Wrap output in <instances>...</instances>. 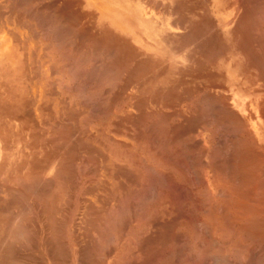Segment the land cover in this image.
Returning a JSON list of instances; mask_svg holds the SVG:
<instances>
[{
  "label": "rangeland",
  "instance_id": "obj_1",
  "mask_svg": "<svg viewBox=\"0 0 264 264\" xmlns=\"http://www.w3.org/2000/svg\"><path fill=\"white\" fill-rule=\"evenodd\" d=\"M221 9L240 10L224 60L160 74L124 64L138 58H123L115 34L114 53L64 67V96L50 99L49 115L14 124L0 169V264H264V0H225Z\"/></svg>",
  "mask_w": 264,
  "mask_h": 264
},
{
  "label": "crops",
  "instance_id": "obj_2",
  "mask_svg": "<svg viewBox=\"0 0 264 264\" xmlns=\"http://www.w3.org/2000/svg\"><path fill=\"white\" fill-rule=\"evenodd\" d=\"M224 1L29 0L28 4L27 0H0V169L1 162L9 159L14 124L24 126L31 120L28 115H49L50 99L64 96L60 93L64 67L94 64L89 60L112 50L115 34L121 49L126 50L123 56L138 58L126 64L160 67V74L166 72L163 67L210 65L211 59L224 60L226 40L236 47V19L240 23V10L237 16L236 10L230 11L227 17L221 9Z\"/></svg>",
  "mask_w": 264,
  "mask_h": 264
},
{
  "label": "bare ground",
  "instance_id": "obj_3",
  "mask_svg": "<svg viewBox=\"0 0 264 264\" xmlns=\"http://www.w3.org/2000/svg\"><path fill=\"white\" fill-rule=\"evenodd\" d=\"M20 1H21V0H20ZM24 1H25V0H24ZM28 1H29V0H27V2H28ZM12 2H13V1H12ZM12 2H11V3H12ZM64 2H65V1H64ZM188 2H189V1H188ZM13 3H14V2H13ZM51 3H52V2H51ZM28 4H29V2H28ZM28 4H27V5H28ZM47 4H48V3H47ZM16 5H17V4H16ZM67 5H68V4H67ZM1 6H3V5H1ZM21 6H22V3H21ZM155 6H156V5H155ZM196 6H197V5H196ZM15 7H16V6H15ZM45 7H46V6H45ZM16 8H17V7H16ZM38 8H39V7H38ZM54 8H55V7H54ZM57 8H58V7H57ZM206 8H207V7H206ZM252 8H254V7H252ZM27 9H28V8H27ZM30 9H31V8H30ZM44 9H45V8H44ZM191 9H192V8H191ZM207 9H208V8H207ZM24 10H25V9H24ZM33 10H34V9H33ZM40 10H41V9H39V11H40ZM46 10H47V9H46ZM251 10H252V9H251ZM12 11H13V10H12ZM27 11H28V10H27ZM27 11H26V12H27ZM50 11H53V10H50ZM75 11H76V10H75ZM23 12H24V11H23ZM32 12H33V11H32ZM55 12H56V11H55ZM206 12H207V11H206ZM18 13H19V12H18ZM52 13H53V12H52ZM73 13H74V12H73ZM27 14H28V13H27ZM33 14H34V13H33ZM75 14H76V13H75ZM244 14H245V13H244ZM252 14H253V13H252ZM56 15H57V14H56ZM56 15H55V16H56ZM2 16H3V15H2ZM27 16H28V15H27ZM27 16H26V17H27ZM30 16H31V15H30ZM256 16H257V15H256ZM40 17H41V16H40ZM51 17H52V16H51ZM58 17H60V16H58ZM79 17H80V16H79ZM31 18H32V17H31ZM56 18H57V17H56ZM209 18H210V17H209ZM255 18H256V17H255ZM263 18H264V17H263ZM41 19H42V18H41ZM46 19H47V18H46ZM60 19H61V18H60ZM60 19H59V20H60ZM244 19H245V18H244ZM39 20H40V19H39ZM39 20H38V21H39ZM50 20H51V19H50ZM50 20H49V21H50ZM62 20H63V19H62ZM246 20H247V19H246ZM45 21H46V20H45ZM64 21H65V20H64ZM68 21H69V20H68ZM243 21H244V20H243ZM71 22H72V21H71ZM257 22H261V21H257ZM48 23H49V22H48ZM48 23H47V24H48ZM253 23H254V22H253ZM261 23H262V22H261ZM50 24H51V23H50ZM54 24H55V23H54ZM54 24H53V25H54ZM64 24H65V23H64ZM74 24H75V23H74ZM77 24H78V23H77ZM235 24H236V23H235ZM250 24H251V23H250ZM254 24H255V23H254ZM38 25H39V24H38ZM205 25H206V24H205ZM207 25H208V24H207ZM62 26H63V24H62ZM64 26H65V25H64ZM66 26H67V25H66ZM66 26H65V27H66ZM70 26H71V25H70ZM80 26H81V25H80ZM44 27H45V26H44ZM56 27H57V25H56ZM56 27H55V28H56ZM29 28H30V27H29ZM42 28H43V27H42ZM48 28H50V27H48ZM73 28H74V27H73ZM211 28H212V27H210V29H211ZM69 29H70V28H69ZM75 29H76V28H75ZM78 29H79V28H78ZM34 30H35V29H34ZM49 30H50V29H49ZM59 30H60V29H59ZM212 30H213V29H212ZM54 31H55V30H54ZM71 31H72V30H71ZM76 31H77V30H76ZM35 32H36V31H35ZM66 32H68V31H66ZM74 32H75V31H74ZM214 33H215V32H214ZM80 34H81V33H80ZM187 34H188V33H187ZM254 34H255V33H254ZM36 35H37V34H36ZM42 35H43V34H42ZM49 35H50V34H49ZM53 35H54V33H53ZM198 35H199V34H198ZM37 36H38V35H37ZM60 36L63 37V35H60ZM75 36H77V35H75ZM34 37H36V36H34ZM92 37H93V36H92ZM183 37H184V36H183ZM214 38H215V37H214ZM57 39H58V37H57ZM98 39H99V38H98ZM187 39H188V38H187ZM187 39H186V40H187ZM70 40H71V39H70ZM84 40H86V39H84ZM109 40H110V39H109ZM111 40H113V39H111ZM57 41H58V40H57ZM61 41H62V40H61ZM61 41H60V42H61ZM63 41H64V39H63ZM60 42H59V43H60ZM85 42H86V41H85ZM87 42H88V41H87ZM189 42H190V41H189ZM214 42H215V41H214ZM251 42H252V41H251ZM260 42H262V41H260ZM79 43H80V42H79ZM257 43H258V42H257ZM48 44H49V43H48ZM60 44H61V43H60ZM67 44H68V43H67ZM73 44H74V43H73ZM86 44H87V43H86ZM53 45H54V44H53ZM58 45H59V44H58ZM69 45H70V44H69ZM83 45H84V44H83ZM212 45H213V44H212ZM214 45H215V44H214ZM217 45H218V44H217ZM65 46H66V45H65ZM110 46H111V45H110ZM117 46H118V45H117ZM244 46H245V44H244ZM73 47H74V46H73ZM107 47H108V46H107ZM178 47H179V46H178ZM180 47H181V46H180ZM97 48H98V47H97ZM113 48H114V46H113ZM113 48H112V49H113ZM176 48H177V46H176ZM217 48H218V47H217ZM226 48H227V47H226ZM45 49H47V48H45ZM79 49H80V47H79ZM100 49H101V48H100ZM114 49H116V48H114ZM181 49H183V47H182ZM64 50H65V49H64ZM64 50H63V51H64ZM80 50H81V49H80ZM95 50H96V49H95ZM105 50H106V49H105ZM105 50H104V51H105ZM116 50H118V47H117ZM178 50L180 51V49H178ZM178 50H177V51H178ZM205 50H206V49H205ZM108 51H109V50H108ZM108 51H107V52H108ZM110 51H111V50H110ZM121 51H122V49H121ZM125 51H126V50H125ZM66 52H67V51H66ZM79 52H80V51H79ZM101 52H102V51H101ZM107 52H106V53H107ZM114 52H115V50H114ZM114 52L111 51V53H114ZM117 52H119V51H117ZM117 52H116V53H117ZM93 53H94V52H93ZM99 53H100V52H99ZM123 53H125V52L123 51ZM65 54H66V53H65ZM71 54H72V53H71ZM73 54H74V53H73ZM76 54H77V53H76ZM109 54H110V52H109ZM252 54H253V53H252ZM259 54H260V53H259ZM66 55H67V54H66ZM86 55H88V54H86ZM106 55H107V54H106ZM123 55H124V54H123ZM206 55H207V54H206ZM206 55H205V56H206ZM62 56H63V55H62ZM76 56H77V55H76ZM81 56H82V55H81ZM97 56H98V55H97ZM109 56H110V55H109ZM115 56H116V54H115ZM126 56H127V55H126ZM207 56H208V55H207ZM92 57H93V56H92ZM121 57H122V56H121ZM261 57H262V56H261ZM61 58H62V57H61ZM96 58H97V57H96ZM99 58H100V56H99ZM123 58H124V56H123ZM252 58H253V57H252ZM66 59H67V58H66ZM72 59H73V58H72ZM107 59H108V58H107ZM121 59H122V58H121ZM125 59H126V58H125ZM57 60H58V59H57ZM61 60H62V59H61ZM80 60H81V59H80ZM92 60H93V59H92ZM99 60H101V59H99ZM117 60H118V59H117ZM131 61H132V60H131ZM256 61H257V59H256ZM57 62H58V61H57ZM73 62H74V61H73ZM99 62H100V61H99ZM103 62H104V60H103ZM109 62H110V61H109ZM115 62H116V61H115ZM118 62H119V60H118ZM121 62H122V61H121ZM125 62H126V61H125ZM212 62H213V61H212ZM250 62H251V61H250ZM107 63H108V62H107ZM128 63H129V62H128ZM256 63H257V62H256ZM72 64H73V63H72ZM72 64H71V66H69V67H72ZM80 64H82V63H80ZM113 64H114V63H113ZM124 64H126V63H124ZM141 64H142V63H141ZM166 64H167V63H166ZM257 64H258V63H257ZM75 65H76V64H75ZM100 65H101V64H100ZM115 65H116V64H115ZM262 65H264V64H262ZM77 66H78V65H77ZM94 66H95V65H94ZM104 66H105V65H104ZM108 66H109V65H108ZM111 66H112V65H111ZM124 66H125V65H124ZM138 66H139V65H138ZM62 67H63V66H62ZM69 67H68V68H69ZM105 67H106V66H105ZM98 68H100V67H98ZM109 68H110V67H109ZM115 68H117V67H115ZM200 68H202V67H200ZM50 69H51V68H50ZM69 69H70V68H69ZM72 69H73V68H72ZM76 69H78V68H76ZM112 69H114V68H112ZM112 69H111V70H112ZM134 69H135V68H134ZM261 69H262V68H261ZM88 70H90V69H88ZM137 70H138V69H137ZM139 70H140V69H139ZM263 70H264V69H263ZM37 71H38V70H37ZM56 71H57V69H56ZM72 71H73V70H72ZM134 71H135V70H134ZM141 71H142V70H141ZM197 71H198V70H197ZM199 71H200V70H199ZM99 72H100V71H99ZM114 72H115V71H114ZM119 72H121V71H119ZM127 72H128V71H127ZM129 72H130V71H129ZM200 72H201V71H200ZM53 73H54V72H53ZM58 73H59V72H58ZM84 73H85V72H84ZM95 73H96V72H95ZM117 73H118V72H117ZM141 73H142V72H141ZM261 73H262V72H261ZM71 74H74V73H71ZM139 74H140V73H139ZM211 74H212V73H211ZM80 75H81V74H80ZM122 75H123V74H122ZM127 75H128V74H127ZM142 75H143V74H142ZM110 76H111V75H110ZM119 76H120V74H119ZM213 76H214V75H213ZM73 77H74V76H73ZM103 77H104V76H103ZM107 77H108V76H107ZM116 77H117V75L115 76V78H116ZM75 78H76V77H75ZM112 78H113V77H112ZM120 78H122V77H120ZM130 78H131V77H130ZM135 78H136V77H135ZM76 79H77V78H76ZM117 79H118V78H117ZM123 79H124V78H123ZM128 79H129V78H128ZM154 79H155V78H154ZM89 80H90V79H89ZM102 80H103V79H102ZM104 80H105V79H104ZM114 80H115V79H114ZM130 80H132V79H130ZM124 81H125V80H124ZM137 81H138V80H137ZM152 81H154V80L152 79ZM61 82H62V81H61ZM132 82H134V81H132ZM108 83H109V80H108ZM118 83H119V82H118ZM111 84H112V83H111ZM101 85H103V84H101ZM112 85H113V84H112ZM127 85H128V84H127ZM175 85H177V84H175ZM76 86H77V85H76ZM91 86H93V85H91ZM96 86H97V85H96ZM99 86H100V84H99ZM99 86H98V87H99ZM195 86H196V85H195ZM66 87H67V86H66ZM68 87H69V86H68ZM98 87H97V88H98ZM199 88H200V87H199ZM81 89H82V88H81ZM197 89H198V88H197ZM52 90H53V88H52ZM116 90H117V89H116ZM53 91H54V90H53ZM79 91H80V90H79ZM172 91H173V90H172ZM183 91H184V90H183ZM84 92H85V91H84ZM102 92H103V91H102ZM108 92H110V91H108ZM108 92H107V94H108ZM181 92H182V91H181ZM181 92H180V93H181ZM78 93H79V92H78ZM100 93H101V92H100ZM114 93H115V92H114ZM169 93H170V92H169ZM174 93H175V92H174ZM50 94H51V93H50ZM54 94H55V93H54ZM93 94H94V93H93ZM105 94H106V93H105ZM172 94H173V93H172ZM51 95H52V94H51ZM169 95H170V94H169ZM190 95H191V94H190ZM114 96H115V95H114ZM176 96H177V95H176ZM83 97H84V96H83ZM92 97H93V96H92ZM115 97L117 98V97H118V94H117V96H115ZM123 97H124V96H123ZM123 97H121V98H123ZM126 97H127V96H126ZM145 97H146V96H145ZM158 97H159V96H158ZM164 97H165V96H164ZM166 97H167V96H166ZM213 97H214V96H213ZM84 98H85V97H84ZM105 98H106V97H105ZM111 98H112V97H111ZM146 98H147V97H146ZM172 98H173V97H172ZM186 98H187V97H186ZM210 98H211V97H210ZM215 98H216V97H215ZM82 99H83V98H82ZM88 99H89V98H88ZM113 99H114V97H113ZM166 99H168V98H166ZM169 99H171V98H169ZM213 99H214V98H213ZM83 100H85V99H83ZM110 100H111V99H110ZM115 100H117V99H115ZM218 100H219V99H218ZM218 100H217V102H219ZM7 101H8V100H7ZM30 101H31V100H30ZM95 101H96V100H95ZM118 101H119V100H118ZM146 101H147V99H146ZM214 101H215V100H214ZM104 102H105V101H104ZM217 102H215V103H217ZM91 103H92V102H91ZM95 103H96V102H95ZM110 103H111V102H110ZM211 103H212V102H211ZM221 103H222V102H221ZM8 104H9V103H8ZM8 104H6V105L8 106ZM66 104H67V103H66ZM89 104H90V103H89ZM106 104H108V103H106ZM144 104H147V103H144ZM4 105H5V103H4ZM9 105H10V104H9ZM229 105H230V103H229ZM25 106H26V105H25ZM49 106H50V105H49ZM107 106H108V105H107ZM134 106H136V104H134ZM143 106H144V105H143ZM196 106H197V105H196ZM204 106H205V105H204ZM211 106H212V105H211ZM211 106H210V107H211ZM216 106H217V104H216ZM46 107H47V106H46ZM93 107H94V106H93ZM173 107H174V106H173ZM207 107H208V106H207ZM89 108H90V107H89ZM136 108H137V107H136ZM197 108H198V107H197ZM45 109H46V108H45ZM45 109H44V110H45ZM49 109H51V108H49ZM90 109H91V108H90ZM205 109H206V108H205ZM220 109H221V108H220ZM222 109H224V108H222ZM46 110H47V109H46ZM72 110H73V109H72ZM141 110H142V109H141ZM209 110H210V109H209ZM226 110H227V109L225 108V111H226ZM19 111H21V110H19ZM76 111H77V110H76ZM89 111H90V110H89ZM107 111H108V110H107ZM196 111H197V110H196ZM202 111H203V110H202ZM219 111H220V110H219ZM219 111H218V112H219ZM25 112H26V111H25ZM49 112H50V111H49ZM79 112H80V110H79ZM109 112H110V111H109ZM200 112H201V111H200ZM203 112H204V111H203ZM207 112H208V111H207ZM0 113H1V112H0ZM29 113H30V112H29ZM68 113H69V112H68ZM80 113H81V112H80ZM113 113H114V112H113ZM159 113H160V112H159ZM198 113H199V112H198ZM30 114H31V113H30ZM72 114H75V113H72ZM96 114H97V113H96ZM163 114H164V113H163ZM167 114H168V113H167ZM231 114H233V113H231ZM69 115H70V114H69ZM170 115H171V114H170ZM172 115H173V114H172ZM174 115H175V114H174ZM78 116H79V115H78ZM150 116H151V115H150ZM158 116H159V115H158ZM210 116H211V115H210ZM219 116H220V115H219ZM235 116L237 117V115H235ZM17 117H18V116H17ZM148 117H149V116H148ZM236 117H235V118H236ZM76 118H77V117H76ZM161 118H162V117H161ZM212 118H213V116H212ZM224 118H225V117H224ZM231 118H232V117H231ZM121 119H122V118H121ZM237 119H238V118H237ZM75 120H77V119H75ZM126 120H127V118H126ZM183 120H184V119H183ZM214 120H215V119H214ZM238 120H239V119H238ZM238 120H237V121H238ZM68 121H69V120H68ZM144 121H145V120H144ZM144 121H143V124L145 123ZM157 121H158V120H157ZM159 121H160V120H159ZM163 121H164V120H163ZM166 121H167V120H166ZM185 121H186V120H185ZM210 121H211V120H210ZM210 121H209V122H210ZM242 121H243V120H242ZM83 122H84V120H83ZM112 122H113V121H112ZM153 122H154V121H153ZM211 122H212V121H211ZM221 122H222V121H221ZM232 122H233V121H232ZM70 123H71V122H70ZM74 123H78V122H74ZM115 123H116V122H115ZM134 123H135V122H134ZM161 123H163V122H161ZM161 123H160V125H161ZM164 123H165V122H164ZM168 123H169V122H168ZM64 124H65V123H64ZM220 124H222V123L219 122V125H220ZM45 125H46V124H45ZM67 125H68V124H67ZM77 125H78V124H77ZM118 125H119V124H118ZM222 125H223V124H222ZM240 125H241V124H240ZM122 126H123V125H122ZM124 126H125V125H124ZM151 126H152V125H151ZM217 126H218V125H217ZM220 126H221V125H220ZM229 126H231V125H229ZM61 127H62V126H61ZM61 127H60V128H61ZM63 127H65V126L63 125ZM125 127H126V126H125ZM166 127H167V126H166ZM218 127H219V126H218ZM60 128H57V129H60ZM140 128H141V127H140ZM152 128H153V127H152ZM152 128H151V129H152ZM163 128H164V127H163ZM179 128H180V127H179ZM67 129H68V128H67ZM166 129H167V128H166ZM166 129H165V130H166ZM62 130H63V129H62ZM69 130H70V129H69ZM78 130H79V129H78ZM128 130H129V129H128ZM171 130H172V129H171ZM184 130H185V129H184ZM236 130H237V129H235L234 131H236ZM67 131H68V130H67ZM141 131H142V130H141ZM150 131H152V130H150ZM60 132H61V131H60ZM80 132H81V131H80ZM83 132H84V131H83ZM116 132H117V131H116ZM158 132H159V131H158ZM183 132H184V131H183ZM63 133H64V132H63ZM77 133H78V131H77ZM44 134H45V133H44ZM64 134H65V133H64ZM170 134H171V133H170ZM170 134H169V135H170ZM172 134H173V133H172ZM35 135H36V134H35ZM39 135H40V133H39ZM57 135H58V133H57ZM70 135H71V134H70ZM76 135H77V134H76ZM233 135H234V134H233ZM59 136H60V135H59ZM65 136H66V135H65ZM230 136H231V135H230ZM82 137H83V136H82ZM170 137H171V136H170ZM175 137L177 138V136H175ZM51 138H52V137H51ZM54 138H56V137H54ZM78 138H79V137H78ZM163 138H164V137H163ZM234 138H235V137H234ZM75 139H76V138H75ZM155 139H156V138H155ZM81 140H82V139H81ZM190 140H191V139H190ZM239 140H240V139H239ZM62 141H63V140H62ZM82 141H83V140H82ZM86 141H87V140H86ZM89 141H90V140H89ZM170 141H171V140H170ZM66 142H67V141H66ZM235 142H236V141H235ZM237 142H238V141H237ZM241 142H243V140H242ZM63 143H64V142H63ZM81 143H82V142H81ZM102 143H103V142H102ZM121 143H122V142H121ZM245 143H246V141H245ZM251 143H252V142H251ZM84 144H85V142H84ZM181 144H182V143H181ZM238 144H239V143H238ZM76 145H77V143H76ZM80 145H81V144H80ZM87 145H88V143H87ZM224 145H225V144H224ZM242 145H243V143H242ZM245 145H247V144H245ZM250 145H251V144H250ZM90 146H91V144H90ZM93 146H94V145H92V147H93ZM177 146H179V145H177ZM227 146H228V145H227ZM44 147H45V146H44ZM58 147H59V146H58ZM64 147H65V145H64ZM94 147H95V146H94ZM183 147H184V146H183ZM45 148H46V147H45ZM77 148H78V147H77ZM163 148H164V147H163ZM202 148H203V146H202ZM246 148H247V147H246ZM94 149H95V148H94ZM96 149H97V148H96ZM150 149H151V148H150ZM199 149H200V148H199ZM203 149H204V148H203ZM227 149H228V147H227ZM227 149H226V150H227ZM233 149L235 150V148H233ZM240 149H241V148H240ZM74 150H75V149H74ZM89 150H90V149H89ZM188 150H190V149H188ZM258 150H260V149H258ZM94 151H95V150H94ZM157 151H158V150H157ZM159 151H160V150H159ZM240 151H242V150H240ZM66 152H67V151H66ZM72 152H73V151H72ZM95 152H96V151H95ZM170 152H171V151H170ZM182 152H183V150H182ZM193 152H194V151H193ZM195 152H196V151H195ZM207 152H208V151H207ZM226 152H227V151H226ZM229 152H230V151H229ZM67 153H68V152H67ZM70 153H71V151H70ZM161 153L163 154V152H161ZM208 153H209V152H208ZM252 153H253V152H252ZM128 154H129V153H128ZM156 154L158 155V153H156ZM215 154H216V153H215ZM236 154H237V153H236ZM255 154H258V153H255ZM163 155H164V154H163ZM230 155H231V154H230ZM232 155H233V153H232ZM65 156H66V155H65ZM199 156H200V155H198L197 158H199ZM254 156H255V155H254ZM78 157H79V156H78ZM92 157H93V156H92ZM169 157H170V156H169ZM173 157H174V156H173ZM215 157H216V156H215ZM251 157H252V156H251ZM261 157H262V156H261ZM104 158H105V157H104ZM217 158H218V157H217ZM227 158H228V157H227ZM252 158H253V157H252ZM74 159H76V158H74ZM162 159H163V158H162ZM189 159H190V158H189ZM248 159H249V158H248ZM255 159H256V158H255ZM257 159H258V158H257ZM64 160H65V159H64ZM82 160H83V159H82ZM86 160H87V159H86ZM93 160H94V159H93ZM93 160H92V161H93ZM194 160H195V159H194ZM221 160H222V158H221ZM246 160H247V159H246ZM246 160H245V161H246ZM253 160H254V159H253ZM258 160H259V159H258ZM237 161H238V160H237ZM240 161H241V160H240ZM85 162H86V161H85ZM87 162H88V161H87ZM211 162H212V161H211ZM250 162H251V161H250ZM254 162H256V161H254ZM260 162H261V161H260ZM263 162H264V161H263ZM146 163H147V162H146ZM181 163H182V162H181ZM183 163H185V162H183ZM191 163H192V162H191ZM246 163H247V162H246ZM251 163H253V162H251ZM63 164H64V163H63ZM67 164H68V163H67ZM241 164H242V163H241ZM68 165H69V164H68ZM94 165H95V164H94ZM243 165H244V164H243ZM258 165H259V164H258ZM61 166H62V165H61ZM85 166H86V165H85ZM200 166H201V165H200ZM241 166H242V165H241ZM253 166H254V165H253ZM253 166H252V167H253ZM263 166H264V165H263ZM263 166H261V167L263 168ZM40 167H41V166H40ZM245 167H246V166H245ZM245 167H243L244 170L247 169V168H245ZM249 167H250V165H249ZM249 167H248V169H249ZM258 167H259V166H258ZM258 167H257V168H258ZM261 167H260V168H261ZM65 168H66V167H65ZM65 168H64V170H65ZM117 168H118V167H117ZM202 168H203V167H202ZM147 169H148V168H147ZM186 169H187V168H186ZM234 169H235V168H234ZM56 170H57V169H56ZM60 170H62V169L60 168ZM64 170H63V171H64ZM88 170H89V169H88ZM95 170H96V169H95ZM153 170H154V169H153ZM188 170H189V169H188ZM220 170H221V169H220ZM252 170H253V169H252ZM252 170H250V171L252 172ZM76 171H77V170H76ZM90 171H91V170H90ZM116 171H117V170H116ZM138 171H139V170H138ZM140 171H141V170H140ZM145 171H146V170H145ZM190 171H191V170H190ZM247 171H248V170H247ZM253 171L256 172L255 170H253ZM58 172H59V171H58ZM67 172H68V171H67ZM67 172H66V173H67ZM72 172H73V171H72ZM82 172H83V171H82ZM159 172H160V170H159ZM161 172H162V171H161ZM229 172H230V171H229ZM248 172H249V171H248ZM133 173H134V171H133ZM146 173H147V171H146ZM157 173H158V171H157ZM166 173H167V172H166ZM257 173H258V170H257ZM257 173H256L255 176H259V175H257ZM262 173H263V172H262ZM262 173H260V174H262ZM73 174H74V173H73ZM116 174H117V173H116ZM147 174H148V173H147ZM149 174H150V173H149ZM241 174H243V173H241ZM245 174H246V173H245ZM247 174H248V173H247ZM251 174H253V172H252ZM254 174H255V173H254ZM38 175H39V174H38ZM55 175H56V174H55ZM57 175H58V174H57ZM188 175H189V174H188ZM32 176H33V175H32ZM155 176H156V175H155ZM233 176H234V175H233ZM244 176H246V175H244ZM30 177H31V176H29V178H30ZM34 177H35V176H34ZM36 177H37V175H36ZM39 177H40V176H39ZM137 177H138V176H137ZM164 177H165V176H164ZM251 177H252V176H251ZM261 177H263V175H262ZM261 177H260V178H261ZM37 178H38V177H37ZM62 178H63V177H62ZM236 178H237V177H236ZM253 178H254V177H253ZM258 178H259V177H258ZM20 179H21V178H20ZM127 179H128V178H127ZM231 179H232V178H231ZM255 179H256V177H255ZM70 180H71V179H70ZM232 180H233V179H232ZM256 180H257V179H256ZM30 181H31V180H30ZM34 181H35V178H34ZM55 181H56V180H55ZM72 181H73V180H72ZM105 181H106V180H105ZM120 181H121V180H120ZM156 181H157V180H156ZM233 181H234V180H233ZM259 181H260V180H259ZM22 182H23V181H22ZM62 182H63V181H62ZM253 182H255V181H253ZM36 183H37V182H36ZM48 183H49V182H48ZM53 183L55 184V182H53ZM56 183H57V182H56ZM73 183H74V182H73ZM97 183H98V182H97ZM146 183H147V182H146ZM239 183H240V182H239ZM30 184H31V183H30ZM59 184H60V183H59ZM259 184H260V183H259ZM21 185H23V184H21ZM21 185H20V187H22ZM36 185H37V184H36ZM45 185H46V184H45ZM55 185H56V184H55ZM62 185H63V184H62ZM71 185H72V184H71ZM102 185H103V184H102ZM119 185H120V184H119ZM122 185H123V182H122ZM143 185H144V184H143ZM37 186H38V185H37ZM37 186H33V188H34V187H37ZM65 186H66V185H65ZM65 186H64V187H65ZM235 186H236V185H235ZM26 187L28 188V186H26ZM45 187H46V186H45ZM53 187H55V186H53ZM247 187H248V186H247ZM33 188H32V189H33ZM37 188H38V187H37ZM50 188H51V187H50ZM50 188H49V189H50ZM56 188H57V187H56ZM76 188H77V187H76ZM115 188H116V187H115ZM122 188H123V187H122ZM238 188H239V187H238ZM19 189H20V188H19ZM19 189H18V190H19ZM22 189H23V188H22ZM35 189H36V188H35ZM47 189H48V188H47ZM70 189H71V188H70ZM107 189H108V188H107ZM138 189H139V188H138ZM221 189H222V188H221ZM233 189H234V188H233ZM235 189H236V188H235ZM240 189H241V188H240ZM16 190H17V189H16ZM109 190H110V189H109ZM3 191H4V190H3ZM9 191H10V190H9ZM11 191H12V190H11ZM27 191H28V190H27ZM31 191H33V190H31ZM50 191H51V190H50ZM64 191H65V188H64ZM90 191H91V190H90ZM125 191H126V190H125ZM130 191H131V190H130ZM140 191H141V190H140ZM235 191H236V190H235ZM241 191H242V190H241ZM13 192H14V191H13ZM41 192H42V191H41ZM70 192H71V191H70ZM132 192H133V191H132ZM147 192H148V191H147ZM237 192H238V191H237ZM242 192H245V191L243 190ZM15 193H16V192H15ZM33 193H35V192H33ZM44 193H45V192H44ZM49 193H50V192H49ZM58 193H59V192H58ZM134 193H135V192H134ZM227 193H229V192H227ZM234 193H235V192H234ZM17 194H18V193H17ZM50 194H51V193H50ZM64 194H65V192H64ZM71 194H72V193H71ZM204 194H205V193H204ZM230 194H231V193H230ZM246 194H247V193H246ZM8 195H9V197H10V194H8ZM42 195H43V194H42ZM112 195H113V194H112ZM133 195H134V194H133ZM133 195H132V196H133ZM214 195H215V194H214ZM240 195H241V194H240ZM242 195H244V194H242ZM48 196H49V195H48ZM53 196H54V195H53ZM230 196H231V195H230ZM1 197H2V196H1ZM34 197H35V196H34ZM45 197H46V196H45ZM55 197H56V196H55ZM226 197H227V196H226ZM7 198H8V197H7ZM17 198H18V197H17ZM42 198H43V197H42ZM48 198H49V197H48ZM53 198H54V197H53ZM110 198H112V197H110ZM228 198H229V197H228ZM231 198H232V197H231ZM243 198H245V195H244ZM247 198H249V197H247ZM253 198H254V197H253ZM0 199H1V198H0ZM2 199H4V198H2ZM38 199H39V196H38ZM56 199H57V198H56ZM70 199H71V198H70ZM138 199H139V198H138ZM138 199H137V200H138ZM200 199H201V198H200ZM220 199H221V198H220ZM24 200H25V199H24ZM36 200H37V199H36ZM53 200H54V199H53ZM98 200H99V199H98ZM121 200H122V199H121ZM204 200H205V199H204ZM241 200H243V199H241ZM5 201H7V200H5ZM65 201H66V200H65ZM123 201H124V200H123ZM212 201H213V200H212ZM227 201H228V200H227ZM236 201H237V200H236ZM255 201H256V200H255ZM0 202H1V201H0ZM3 202H4V201H3ZM104 202H105V201H104ZM127 202H128V201H127ZM238 202H239V201H238ZM240 202H241V201H240ZM263 202H264V201H263ZM37 203H38V202H37ZM101 203H102V202H101ZM125 203H126V202H125ZM134 203H135V202H134ZM199 203H200V202H199ZM231 203H232V202H231ZM235 203H236V202H235ZM4 204H5V203H4ZM12 204H13V203H12ZM12 204H11V205H12ZM60 204H61V203H60ZM62 204H63V203H62ZM70 204H71V203H70ZM92 204H93V203H92ZM123 204H124V203H123ZM137 204H138V203H137ZM221 204H222V203H221ZM232 204H233V203H232ZM236 204H237V203H236ZM9 205H10V204H9ZM16 205H17V203H16ZM37 205H38V204H37ZM45 205H46V203H45ZM88 205H89V204H88ZM201 205H203V204H201ZM237 205H238V204H237ZM241 205H242V203H241ZM40 206H41V205H40ZM46 206H48V204H47ZM196 206H197V205H196ZM238 206H239V205H238ZM243 206H244V205H243ZM17 207H18V206H17ZM66 207H67V206H66ZM107 207H108V206H107ZM221 207H222V206H221ZM224 207H225V206H224ZM232 207H233V206H232ZM2 208H3V205H2ZM7 208H8V207H7ZM20 208H21V206H20ZM23 208H24V207H23ZM32 208H33V207H32ZM131 208H132V207H131ZM200 208H201V207H200ZM207 208H208V207H207ZM211 208H212V207H211ZM227 208H228V207H227ZM229 208H230V207H229ZM17 209H18V208H17ZM21 209H22V208H21ZM52 209H53V208H52ZM67 209H68V207H67ZM87 209H88V208H87ZM102 209H103V208H102ZM135 209H136V208H135ZM9 210H10V209H9ZM96 210H97V209H96ZM104 210H105V208H104ZM200 210H201V209H200ZM206 210H207V209H206ZM208 210H209V208H208ZM233 210H234V209H233ZM10 211H11V210H10ZM57 211H58V210H57ZM59 211H60V210H59ZM94 211H95V210H94ZM99 211H100V210H99ZM217 211H218V210H217ZM23 212H24V211H23ZM23 212H22V213H23ZM44 212H45V211H44ZM225 212H226V211H225ZM225 212H224V214H225ZM236 212H239V211H236ZM0 213H2V212H0ZM10 213H12V212H10ZM10 213H9V214H10ZM18 213H19V210H18ZM40 213H41V212H40ZM100 213H102V212H100ZM190 213H191V211H190ZM207 213H209V212H207ZM230 213L232 214L231 211H230ZM6 214H7V213H6ZM25 214H26V212H25ZM54 214H55V213H54ZM191 214H192V213H191ZM231 214H230V215H231ZM20 215H21V214H20ZM23 215H24V213H23ZM23 215H22V216H23ZM52 215H53V214H52ZM202 215H203V214H202ZM209 215H210V214H209ZM226 215H227V214H226ZM257 215H258V214H257ZM8 216H9V215H8ZM26 216H28V215H26ZM107 216H108V215H107ZM19 217H20V216H19ZM46 217H47V216H46ZM54 217H55V216H54ZM96 217H97V215H96ZM158 217H159V216H158ZM209 217H210V216H209ZM227 217H228V216H227ZM234 217H235V216H234ZM246 217H247V216H246ZM258 217H259V216H258ZM258 217H257V218H258ZM260 217H261V216H260ZM9 218H10V217H9ZM55 218H56V217H55ZM102 218H103V217H102ZM104 218L106 219V217H104ZM108 218H109V216H108ZM200 218H201V217H200ZM27 219H28V218H27ZM231 219H232V218H231ZM250 219H251V217H250ZM258 219H259V218H258ZM17 220H18V219H17ZM102 220H103V219H102ZM102 220H101V221H102ZM21 221H22V220H21ZM63 221H64V220H63ZM89 221H90V220H89ZM212 221H213V220H212ZM252 221H254V220H252ZM256 221H257V220H256ZM9 222H10V221H9ZM19 222H20V221H19ZM26 222H27V221H26ZM36 222H37V221H36ZM105 222H106V221H105ZM158 222H159V221H158ZM234 222H235V220H234ZM237 222H238V221H237ZM261 222L263 223V221H261ZM3 223H4V222H3ZM106 223H107V222H106ZM115 223H116V222H115ZM115 223H114V224H115ZM164 223H165V222H164ZM180 223H181V222H180ZM196 223H197V222H196ZM231 223H232V222H231ZM247 223H248V222H247ZM247 223H246V224H247ZM65 224H66V222H65ZM65 224H64V225H65ZM86 224H87V223H86ZM102 224H103V223H102ZM108 224H109V223H108ZM178 224H179V223H178ZM201 224H202V222H201ZM252 224H253V223H252ZM1 225H2V224H1ZM20 225H21V224H20ZM26 225H27V224H26ZM73 225H74V224H73ZM94 225H95V223H94ZM100 225H101V224H100ZM155 225H156V224H155ZM208 225H209V224H208ZM248 225H249V224H248ZM263 225H264V224H263ZM106 226H107V225H106ZM253 226H254V225H253ZM260 226H261V225H260ZM21 227L23 228V226H21ZM245 227H246V226H245ZM262 227H263V226H262ZM24 228H25V227H24ZM56 228H57V226H56ZM58 228H59V227H58ZM108 228H109V227H108ZM112 228H113V227H112ZM156 228H157V227H156ZM243 228H244V226H243ZM246 228H247V227H246ZM246 228H245V229H246ZM12 229H13V228H12ZM12 229H10V230H12ZM46 229H47V228H46ZM59 229H60V228H59ZM88 229H89V228H88ZM20 230H21V229H20ZM34 230H35V229H34ZM64 230H65V229H64ZM75 230H76V229H75ZM98 230H100V229H98ZM109 230H110V229H108V231H109ZM205 230H206V229H205ZM208 230H209V229H208ZM211 230H212V229H211ZM256 230H257V229H256ZM25 231H26V230H25ZM57 231H59V230H57ZM157 231H158V230H157ZM216 231H217V230H216ZM258 231H259V230H258ZM258 231H256V232L259 233ZM7 232H8L7 234H9V231H8V230H7ZM36 232H37V231H36ZM36 232H35V233H36ZM43 232H44V231H43ZM88 232H89V231H88ZM102 232H104V230H103ZM109 232H110V231H109ZM161 232H162V231H161ZM161 232H160V233H161ZM172 232H173V231H172ZM246 232H247V230L245 231V233H246ZM254 232H255V229H254ZM27 233H28V232H27ZM37 233H38V232H37ZM46 233H47V232H46ZM82 233H83V232H82ZM10 234H11V233H10ZM15 234H16V233H15ZM19 234H20V233H19ZM30 234H31V233H30ZM208 234H209V233H208ZM214 234H215V233H214ZM259 234H260V233H259ZM5 235H6V234H5ZM24 235H26V232H25ZM90 235H91V234H90ZM167 235H168V234H167ZM248 235H249V234H248ZM257 235H258V234H257ZM257 235H256V236H257ZM7 236H8V235H7ZM9 236H10V235H9ZM19 236H20V235H19ZM47 236H48V235H47ZM61 236H62V235H61ZM78 236H79V234H78ZM84 236H85V235H84ZM91 236H92V235H91ZM101 236H102V235H101ZM157 236H158V234H157ZM163 236H164V235H163ZM208 236H209V235H208ZM259 236H261V235H259ZM12 237H13V236H12ZM45 237H46V236H45ZM228 237H229V236H228ZM248 237H249V236H248ZM48 238H49V237H48ZM56 238H57V237H56ZM60 238H61V237H60ZM60 238H59V239H60ZM76 238H78V237H76ZM98 238H99V235H98ZM100 238H102V237H100ZM161 238H162V237H161ZM209 238H210V237H209ZM251 238H252V237H251ZM262 238H263V237H262ZM2 239H3V237H2ZM11 239H12V238H11ZM45 239H47V238H45ZM59 239H58V241H60ZM90 239H91V238H90ZM157 239H158V238H157ZM163 239H164V238H163ZM211 239H214V238H211ZM211 239H210V240H211ZM3 240H5V239H3ZM27 240H28V239H27ZM31 240H32V237H31ZM34 240H35V239H34ZM37 240H38V239H37ZM37 240H36V241H37ZM43 240H44V239H43ZM47 240H48V239H47ZM103 240H104V239H103ZM103 240H102V242H103ZM160 240H161V239H160ZM171 240H172V239H171ZM199 240H200V239H199ZM206 240H207V238L205 239V242H207ZM226 240H227V239H226ZM250 240H251V239H250ZM254 240H256V239H254ZM0 241H1V239H0ZM5 241L8 242L7 239H6ZM5 241H4V243H5ZM84 241H85V240H84ZM161 241H162V240H161ZM200 241H201V240H200ZM217 241H218V240H217ZM256 241H257V240H256ZM26 242H27V241H26ZM203 242H204V241H203ZM203 242H202V243H203ZM0 243H2L1 245H3V241L0 242ZM13 243H14V242H13ZM54 243H55V242H54ZM56 243H58L57 240H56ZM65 243H66V242H65ZM94 243H95V242H94ZM94 243H93V245H94ZM217 243H218V242H217ZM226 243H227V242H226ZM251 243H252V242H251ZM261 243H262V242H261ZM19 244H20V243H19ZM52 244H53V243H52ZM59 244H60V243H59ZM208 244H209V243H208ZM256 244H257V243H256ZM8 245H10V244H7V246H8ZM33 245H34V244H33ZM50 245H51V244H50ZM95 245H96V244H95ZM101 245H102V244H101ZM104 245H105V244H104ZM205 245H206V244H205ZM4 246H5V245H4ZM4 246H3V247H4ZM18 246H19V245H18ZM53 246H54V245H53ZM60 246H61V245H60ZM64 246H65V245H64ZM219 246H220V245H219ZM0 247H1V246H0ZM5 247H6V246H5ZM5 247H4V248H5ZM8 247H9V246H8ZM20 247H21V246H20ZM45 247H46V246H45ZM56 247H57V246H56ZM56 247H55V248H56ZM220 247H221V246H220ZM9 248H10V247H9ZM98 248H99V246H98ZM2 249H3V248H2ZM28 249H29V248H28ZM57 249H58V248H57ZM84 249H85V248H84ZM237 249H238V248H237ZM7 250H9V249H7ZM245 250H246V249H245ZM81 251H82V250H81ZM81 251H80V252H81ZM12 252H13V251H12ZM83 252H84V251H83ZM237 252H238V251H237ZM240 252H241V251H240ZM10 253H11V252H10ZM151 253H152V252H151ZM205 253H207V252H205ZM205 253H204V255H205ZM221 253H222V252H221ZM243 253H244V252H243ZM13 254H14V253H13ZM80 254H81V253H80ZM152 254H153V253H152ZM152 254H151V255H152ZM199 254H200V253H199ZM86 255H87V254H86ZM238 255H239V254H238ZM20 256H21V255H20ZM57 256H58V255H57ZM59 256H60V255H59ZM70 256H71V255H70ZM223 256H224V255H223ZM234 256H235V255H234ZM240 256H241V255H240ZM9 257H10V256H9ZM145 257H146V256H145ZM7 258H8V257H7ZM45 258H46V257H45ZM225 258H226V257H225ZM63 259H64V258H63ZM81 259H82V257H81ZM240 259H241V258H240ZM261 259H262V258H261ZM38 260H39V259H38ZM86 261H87V260H86ZM22 263H23V262H22ZM190 263H191V262H190ZM8 264H9V262H8ZM57 264H58V263H57ZM95 264H96V263H95ZM231 264H232V263H231Z\"/></svg>",
  "mask_w": 264,
  "mask_h": 264
}]
</instances>
